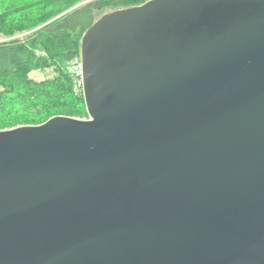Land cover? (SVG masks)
<instances>
[{
  "label": "water",
  "instance_id": "1",
  "mask_svg": "<svg viewBox=\"0 0 264 264\" xmlns=\"http://www.w3.org/2000/svg\"><path fill=\"white\" fill-rule=\"evenodd\" d=\"M81 84L0 130V264H264V0L108 12Z\"/></svg>",
  "mask_w": 264,
  "mask_h": 264
},
{
  "label": "trees",
  "instance_id": "2",
  "mask_svg": "<svg viewBox=\"0 0 264 264\" xmlns=\"http://www.w3.org/2000/svg\"><path fill=\"white\" fill-rule=\"evenodd\" d=\"M147 1L0 0V130L55 116L87 118L81 80L71 70L83 35L103 14Z\"/></svg>",
  "mask_w": 264,
  "mask_h": 264
},
{
  "label": "rangeland",
  "instance_id": "3",
  "mask_svg": "<svg viewBox=\"0 0 264 264\" xmlns=\"http://www.w3.org/2000/svg\"><path fill=\"white\" fill-rule=\"evenodd\" d=\"M104 15V14H103ZM78 64V65H77ZM73 63L72 64V67H71V69H73L74 70V68L73 67H76L77 68V66H78V68H79V65H81V57H80V59L78 60V63ZM76 68H75V70H76ZM80 69V68H79ZM74 70V71H75ZM51 72H49V71H47V73H46V75H49ZM32 75V77H34V78H41V77H44V75H42V74H39V73H32L31 74ZM81 87H82V85H81Z\"/></svg>",
  "mask_w": 264,
  "mask_h": 264
},
{
  "label": "built area",
  "instance_id": "4",
  "mask_svg": "<svg viewBox=\"0 0 264 264\" xmlns=\"http://www.w3.org/2000/svg\"><path fill=\"white\" fill-rule=\"evenodd\" d=\"M74 63H78V61H75ZM78 65V64H77ZM74 68V70H75V68L76 67H73ZM80 68V69H79ZM79 68H78V66H77V68H76V70L74 71L73 69H71L72 70V72L73 73H75V75L76 76H79L80 77V80H81V65H79ZM80 84H81V81H80Z\"/></svg>",
  "mask_w": 264,
  "mask_h": 264
}]
</instances>
